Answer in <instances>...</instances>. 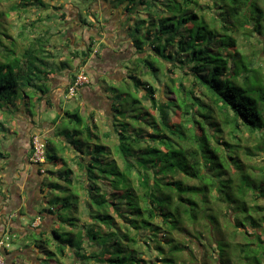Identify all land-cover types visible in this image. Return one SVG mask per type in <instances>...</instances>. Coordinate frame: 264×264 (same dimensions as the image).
Masks as SVG:
<instances>
[{
    "label": "trees",
    "instance_id": "16d2710c",
    "mask_svg": "<svg viewBox=\"0 0 264 264\" xmlns=\"http://www.w3.org/2000/svg\"><path fill=\"white\" fill-rule=\"evenodd\" d=\"M97 1L91 0L86 12L79 11L75 17L57 10L62 22L70 18L77 26L73 30L62 23L66 28L62 41L67 36L68 44H73L71 30L76 36L93 29L101 38L90 37L89 43L80 38L85 44L78 47L84 54L80 66L71 63L79 59L72 52L71 59L61 61L65 68L60 74H68L70 82L63 97L80 75L74 76L75 68L88 79L75 95L94 84L96 66L88 64L97 58L107 61L104 54L112 51L101 35L104 29L112 35L106 17L110 15H118L119 24L129 26V44L135 50L129 59L131 69L122 65L128 59L119 58L125 47L117 46L120 55L115 58L119 71L129 70L122 81L130 75L133 91L113 92L117 103L105 93L111 114L103 127L95 110L85 117L77 107L57 117L62 121L60 133L75 127L70 139L58 130V140L44 138L45 163L33 164L41 169L40 175L46 166L61 167L44 175L47 207L29 216L28 228L40 232L24 236H38L34 246L40 254L38 264H64L65 258L71 264H197L195 250L187 243H194L193 238L201 259L219 253L217 262L233 264L234 249L240 252L235 264H264V168L248 167L240 156L243 151L253 159L264 157V0H123L116 4L102 0L106 5H101L99 17L92 12ZM37 6L45 4L21 0L10 12L25 19ZM49 18L40 13L38 20ZM2 20L0 14V112L12 117L26 106L35 117L51 93V75L57 74L46 47L61 32L50 34L47 25L45 39L36 35L35 44L30 41V47L16 51L17 41ZM42 40L46 46H40ZM95 42L106 44L102 53L93 48ZM177 71L182 79L177 88L168 85L167 99L158 97L159 89L141 78L158 80L161 74L171 77ZM144 101L155 115L143 106ZM3 130L8 131L5 123L0 124ZM244 135L249 145L242 144ZM33 153L31 138V159ZM7 156L1 145L0 162ZM249 196L255 200L253 206L247 203ZM218 215L233 225L232 240L241 236L242 244L216 239L215 228L225 230ZM38 216H51L54 221L33 227ZM200 221L211 224L209 243L202 232L198 237L188 230L196 231ZM1 249L9 254L4 246L1 254Z\"/></svg>",
    "mask_w": 264,
    "mask_h": 264
},
{
    "label": "rangeland",
    "instance_id": "374dc122",
    "mask_svg": "<svg viewBox=\"0 0 264 264\" xmlns=\"http://www.w3.org/2000/svg\"><path fill=\"white\" fill-rule=\"evenodd\" d=\"M20 1L21 0H0V14L3 15V20H2L3 27H5L7 29V33L13 39H15L17 41L18 45L16 47V51L18 49L23 50L24 47H27L29 45L30 41H32L31 43L35 44L34 39L36 38V35L42 37V39H45V37H47V35H43V33L45 31V27L48 25L49 29H50V34L61 32L60 33L61 35L52 37L50 44H48V46L46 47V49L48 51H50V53L53 57L52 59L49 60V62H52V63L54 62L56 65V68H54V72H56L59 75H61L60 73H63L61 71L64 70L63 68H65V66L62 64L61 61H66L67 59H71L70 52L77 54V56L79 58L78 60L75 58L71 59L70 60V61H72L71 63L74 66H76V65L80 66L81 65L80 59H82V60L84 59V54H83V51L80 50L78 47H82L83 45H85L82 42V40L80 39L83 36L82 35L83 33L81 32V33L77 34L76 36H74L73 34H75V32H72V30H71L69 32L70 33L69 36L72 37L73 44H71V45L68 44L69 40H68L67 36H65V37L63 36V41H62L61 36L64 33L65 29L67 27L68 28L72 27L73 30H76L77 26L74 24V22L70 18H68L67 21L62 22V20H60L58 18L60 13H58L57 10L62 9V10L68 11V12H70V15L72 12V16L75 17L74 13L76 12V9L78 8V11H80L81 13L86 12V8H88V5H89V3H91L90 2L91 0H40L45 4V7L37 6L36 8H32V11L27 13L25 19L21 18L20 13H11L10 12L11 6L14 4H19ZM121 1H123V0H108L109 3H113V4H116V3L121 2ZM71 5H73V6H71ZM49 6H51V8H49ZM37 8H39V9H37ZM71 9H73V11ZM92 12H95V11L92 9ZM40 13H42L43 19H46L49 17H51V18H49L47 21L39 22L38 17L40 15ZM87 17H88V21H89V18H93L92 15H90V17L89 16H87ZM97 17H99V12L97 13ZM107 19L111 20L109 22L108 27L110 28V30H112L113 39H115L116 37L119 36L121 39H123L121 42H119V44L127 42V45L123 49L124 52L120 55L119 58L120 59H128L127 62H122V65L124 68H127V66H128L129 69H131V67H130L131 65H129L130 64L129 59L133 58L135 50H134L133 46L131 44H129V43H132V41H130V39H129L130 38L129 32H128L129 26H128V24H125L124 26L122 24L119 26L120 18L118 17V15L107 16ZM83 22H84V19H83ZM31 23H35L36 25L34 27H31L30 26ZM62 23H65V24H63V26H66V28L62 26ZM114 23H116V25H114ZM24 26H27L26 27L27 29L24 30ZM106 30L107 29H104L105 34L107 33ZM21 32H23V34H25L22 37L19 36ZM107 35L104 39V41H106V42L108 40H110L107 37ZM60 39H61V41H60ZM119 44L111 42V40H110V43H108L107 46H109L112 49H113V47H115L114 49H117L116 47ZM42 45L46 46V44H43V40L40 41V46H42ZM105 46H106V44H101L99 42H95L93 48L98 49L102 53L103 50L105 49ZM28 47H30V46H28ZM43 49H45V48H43ZM107 51H106V53H108ZM106 53L104 54L105 56H106ZM39 56L41 57L42 55L39 53ZM23 62L25 65L26 61L23 60ZM88 65H90L92 67L96 66V69H97V70L94 69L93 76L91 77V79L93 80V81L91 80L92 83L99 84L98 81L102 77L100 85H98V88H101V91L99 92V95H98L100 100L97 103L95 102V103L89 104V103L83 101L81 98L79 99V97L77 95L71 96L69 93L65 97H63V99H62V105L63 106L61 108H64V110L67 112V111L73 110V108L78 107L80 110V113L85 117H87L88 114H91L95 110L97 112L96 118L98 119V122L100 123V125L103 127V125H105L107 122V116L111 114L110 101L107 100L105 97L108 95L107 98H110V100H114V102L117 103V101H116V99L118 98V97H116L117 94H116V96H114L113 92L118 91L120 94H129L130 89H131V92L133 91L131 88L133 86V79L129 75L125 78V80L122 81V74L123 73H124V75H125V73L127 74L129 70L122 69L121 74H116V72L114 73V71L119 70V69H117V67L120 65L119 61H114L112 63L111 59H109L108 61H105V62H102L100 60H96L95 63L93 62V64H92L91 62H89ZM166 65L169 66V64H166ZM133 68H134V66H133ZM97 71H99V72H97ZM81 72H82V69L77 71L75 68L74 69V76L81 74ZM130 72H132V71H130ZM171 77L175 80L174 84H172V82L170 80ZM171 77L168 74L167 75L161 74L159 76L158 80H154V79H152L151 76H147V75L142 76L141 78L144 82H149L151 85H153L159 89L158 97L160 96L162 99H167V97H169V95L166 94L167 87L169 85L170 87L174 86L175 88H177L176 84H178L180 79H182L181 71H177L176 73L172 74ZM51 79H53V78L51 77ZM110 79H111V81H110ZM114 80H119V82L114 81ZM185 84H186V87L191 86L190 81L187 79L185 80ZM160 89H161V91H160ZM63 93H64V90L61 92V95H63ZM105 93H107L106 96H105ZM142 94H144V93L141 92L139 94V97H141ZM131 105L132 104L130 102L129 106H128L129 109H130ZM143 106L146 107L147 109H149V111L152 115H155V112L149 108V106H150L149 102L144 101ZM54 107L55 106L48 108L44 112L39 113L41 115V118L43 120L47 121V120H51L53 117L52 120H54L56 118V116H58V111ZM38 109L41 110L40 106L38 107ZM3 120L4 121L6 120L9 122L8 126L11 125V122L13 121L12 119L10 121V117H8L7 115H4L3 113L0 112V121H3ZM175 120H176V118H175ZM40 127L41 126L36 125L35 129L36 130L38 129L40 131L41 130ZM60 128H61V125L59 126V129ZM9 129L7 132H9ZM224 129H225V127H224ZM38 130L33 135L38 134L42 138V136H41L42 134L39 133ZM70 130L74 131L75 127L71 128ZM228 130L229 129H226V131H228ZM3 131L0 132V135L3 133ZM71 131L62 134V132L60 133V131L58 130V133L62 134L63 137H65V138L67 137L70 139V136L73 133ZM4 132H6V131H4ZM7 134H8V136H10L9 133H7ZM33 135H32V137H33ZM246 137L247 136L244 135L243 140H242V144L244 146L250 144V142L247 141ZM228 139L229 138H227V140ZM57 140H58V138H57ZM5 141H7V138H6V140H4L3 138H0V143H2V144H0V147H1V145L3 146ZM5 152H6V150H5ZM240 156H241V160L243 161L242 163L247 165L248 167L252 166V167H256V168H264V157L259 158V159H257V158L253 159L252 157L246 156L245 152L243 153V151H241ZM67 157L71 158V155L67 154ZM251 158L253 160H250ZM0 167L2 170L6 169L7 164H4V162H0ZM59 167H61V164H59ZM59 167L53 168L52 166L51 167L46 166V167L42 168L45 171V172H43V174L47 175L48 174L47 170L56 171L57 169H59ZM74 169H76V168L74 167ZM39 170H41V169H39ZM49 178H51V177H49ZM51 179H53V178H51ZM247 203L249 206L254 205L255 200L252 198V196L247 197ZM261 203H263V201L258 202L259 205ZM45 206L46 205L44 203H43V205L38 204L34 210L36 212L43 211L42 208H44ZM22 213L25 215V218L23 219L22 222L28 228L29 225L32 223V221L29 220V216L33 215V214L28 210L27 206L24 207V211ZM217 219L218 220L220 219L221 224L223 223L225 230H223L224 231L223 232L220 230V228L216 227L215 228V234L217 235L218 238L213 236L214 238H216L217 240L223 241V242H228V243L229 242H232L235 244H242L243 243L244 240L242 239L241 236H239L234 241L232 240L233 239L232 237L235 234L236 229L233 227V225L230 224V222L226 221V219L224 217H220L219 215H218ZM206 224L207 223H205L204 221H200V224L195 227V228H197L196 231L193 230L194 229L193 227H190V228L188 227V230H190V231L192 230L191 232L194 234H197L198 237H199L200 232H202V238L205 239L209 243L210 242L209 230L211 228V224L210 225L208 224V226H206ZM35 225H37V223ZM202 226H204V227H202ZM33 227H34V224H33ZM36 227H38V226H36ZM31 231L34 233L40 232L39 230L37 231V230H34L32 228L31 229L28 228V229L21 230L20 234H10L8 232L4 236V239H3L4 247L9 252V254H6V252H4L3 259H4L5 264H38L39 263L38 258L40 256V254L38 251L34 250V246L37 244L38 236L35 234H33V235L31 234L32 235V236L30 235L31 237L30 236L24 237V236H27L29 233H31ZM251 232H252V230L249 229L248 233H251ZM183 233H186V232H183ZM176 237L181 238L182 236L179 234H176ZM188 237H186L184 239L187 240ZM262 239L264 240V234L262 236ZM192 241H194V243H191V241L190 242L187 241V243H188L189 248L191 247L192 249L195 250L196 259L199 260L197 264H222L221 262H217V259H218L217 256H219V253H216V256L209 255L207 258L201 259L198 255V250H197L198 243H197V245H195V241H196L195 238H193ZM84 246L87 249H89V251L93 250L92 246H90L88 244H84ZM232 251H233V254H232V256H230V259H231L230 261L233 264H235V260L237 259L236 255L240 252L238 251V253H236V251L234 249ZM43 255H44V253L41 252V257H43ZM62 261L64 264H71L70 263L71 261L66 259V258L63 259Z\"/></svg>",
    "mask_w": 264,
    "mask_h": 264
},
{
    "label": "crops",
    "instance_id": "0c3cea01",
    "mask_svg": "<svg viewBox=\"0 0 264 264\" xmlns=\"http://www.w3.org/2000/svg\"><path fill=\"white\" fill-rule=\"evenodd\" d=\"M101 5L105 6L106 3L102 0H99L93 5L92 9L94 11L100 12ZM78 13L79 11L77 8L75 16H77ZM114 25H116V23H114ZM120 25L121 24H119V26ZM92 30L89 32L87 30H84V35L82 34L85 38V41H87L88 43L90 41V37H95L97 40L101 39L99 37V31ZM101 35L103 37H106L107 33H103ZM107 37L111 40V42H114L116 44H119V42L123 40L118 39L117 41H115L112 35H107ZM117 46L125 47L124 43H121ZM118 49V47L117 49H114L113 47L111 52H109V50L107 51L108 53H106L105 56V58H107V61L111 59L113 63L117 60L115 56L120 55L118 54ZM95 62L96 60L94 61V63ZM121 71L117 70L115 72L116 74H121ZM51 77L53 78L51 80V93L48 96V99L46 98L42 101L41 110L39 113L46 111L48 108H51L48 102H53L55 103L54 108H56L58 111V116H56L54 120H52L53 117L51 120H43L40 114H37L35 117H33L27 111L26 106H23L19 111H15L14 115L10 117V121L11 119L13 120L11 122V125L8 126L9 122L6 120H3L4 122L0 121V124L2 122L5 123L7 129L10 128L9 132L6 131L10 134V136H8L6 132L0 135V138H3L4 140H6L7 138V141H5L3 147L4 151L6 150L5 153L8 154V156L2 161L4 162V164H7V168L3 169L0 172V242L3 241L4 236L8 232L10 234H20L21 230H24L26 228L25 224L22 222L25 218V215H22L25 206L28 207V210L33 215H37L38 213L34 210L38 204L43 205L44 203L46 205L45 207H47V203L45 202L44 198L48 194V191L46 189L43 190L45 176L40 175L39 167L32 162L31 138L32 135L38 130L35 129L36 125H39L41 126V130L38 131L39 133L43 134L44 143L46 141L45 139L49 137L54 140L57 139L55 137L57 130L59 129L60 125L62 127V121L58 120L57 117H59V115L62 116L65 111L64 108H61L63 106V95H61V92L63 90L65 92L70 84L68 74H65L63 76L59 74H52ZM100 91L101 88H98V84H93L89 87L83 88L79 92L80 95L77 96L79 97V99L81 98L83 101L89 104L95 102L97 103L100 100L98 96ZM43 218L44 219H42L41 216H38L34 222V227L46 224L50 221L51 223H53L54 221L51 216H44ZM43 220L46 221L44 222ZM36 223L37 225H35ZM1 252L4 256L5 251L1 249Z\"/></svg>",
    "mask_w": 264,
    "mask_h": 264
},
{
    "label": "built area",
    "instance_id": "2783aa9c",
    "mask_svg": "<svg viewBox=\"0 0 264 264\" xmlns=\"http://www.w3.org/2000/svg\"><path fill=\"white\" fill-rule=\"evenodd\" d=\"M88 83V79L85 77L83 73H81L77 81L75 82L74 86L70 88V95L73 96L76 93L78 87ZM32 147H33V156L32 161L35 163H45V144L43 143L42 138L35 134L32 137ZM4 246V242H0V247ZM0 264H5L2 254L0 253Z\"/></svg>",
    "mask_w": 264,
    "mask_h": 264
},
{
    "label": "flooded vegetation",
    "instance_id": "af4514ba",
    "mask_svg": "<svg viewBox=\"0 0 264 264\" xmlns=\"http://www.w3.org/2000/svg\"><path fill=\"white\" fill-rule=\"evenodd\" d=\"M116 57V56H115Z\"/></svg>",
    "mask_w": 264,
    "mask_h": 264
}]
</instances>
